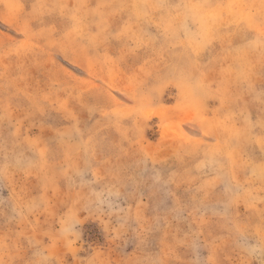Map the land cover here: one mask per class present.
I'll use <instances>...</instances> for the list:
<instances>
[{
  "label": "rangeland",
  "instance_id": "1",
  "mask_svg": "<svg viewBox=\"0 0 264 264\" xmlns=\"http://www.w3.org/2000/svg\"><path fill=\"white\" fill-rule=\"evenodd\" d=\"M0 264H264V0H0Z\"/></svg>",
  "mask_w": 264,
  "mask_h": 264
}]
</instances>
